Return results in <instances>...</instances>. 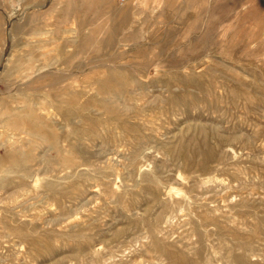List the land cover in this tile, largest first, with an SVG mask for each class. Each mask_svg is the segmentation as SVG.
Masks as SVG:
<instances>
[{"label":"rangeland","instance_id":"1","mask_svg":"<svg viewBox=\"0 0 264 264\" xmlns=\"http://www.w3.org/2000/svg\"><path fill=\"white\" fill-rule=\"evenodd\" d=\"M75 1L0 0V264H264V0Z\"/></svg>","mask_w":264,"mask_h":264},{"label":"bare ground","instance_id":"2","mask_svg":"<svg viewBox=\"0 0 264 264\" xmlns=\"http://www.w3.org/2000/svg\"><path fill=\"white\" fill-rule=\"evenodd\" d=\"M72 1H74V2H72ZM129 1V0H128ZM69 3H70V1H68ZM76 1L75 0H71V4L72 3H75ZM79 2V1H78ZM77 3V2H76ZM80 4H78V7L77 6H75L76 8H74V7H71L72 9H73V11H74V9H75V12L77 11V12H79V11H81V10H79V9H77V8H79V6H81L82 7V11H83V14L85 15V16H87V18H88V16H90V17H95V16H97L98 14H99V5H97V0H81V2H79ZM66 5H67V3H66ZM75 5H77V4H75ZM101 6V5H100ZM66 8V7H65ZM67 9V8H66ZM79 10V11H78ZM76 12V13H77ZM114 12V11H113ZM119 12V11H118ZM79 13H81V12H79ZM133 13V12H132ZM81 15V14H80ZM137 15V14H136ZM135 16V15H134ZM138 16V15H137ZM83 17V16H82ZM136 18V17H135ZM92 20V19H91ZM127 20V14H125L124 13V15L122 16V21H126ZM75 22V21H74ZM76 24V23H75ZM72 28V27H71ZM73 28H75V27H73ZM67 30H70V29H68L67 28ZM73 30V29H72ZM72 30H70L71 31V33L72 32H77V34H75V35H78V31L77 30H75V31H72ZM80 31V30H79ZM85 31V30H84ZM94 31V30H93ZM67 32V31H66ZM115 32H116V29L113 27V28H110L108 31H107V35H106V39H104L103 40V44H106V45H109L110 47H114L115 45H116V41H115ZM132 32V31H131ZM68 33L69 34H71L69 31H68ZM92 33V32H91ZM134 33V32H133ZM73 34V33H72ZM94 34V33H93ZM135 34V33H134ZM97 35V34H96ZM71 36V35H70ZM79 36V35H78ZM68 37V36H67ZM66 38V37H65ZM95 38H97V37H95ZM67 39L68 38H66V40L65 41H67ZM137 39V38H136ZM94 40H96V39H94ZM93 40V41H94ZM89 42H92V37H91V35H90V33H89V35H83V37L80 39V45L81 46H85L86 44L88 45L89 44ZM92 43H95V42H92ZM136 43V42H135ZM140 44V43H139ZM95 46V45H94ZM141 48V47H140ZM98 49V48H97ZM137 49H139V47L137 48ZM94 50V49H93ZM104 63V62H103ZM106 63V62H105ZM39 68H38V70L37 71H35V75L34 76H32L30 79H28L27 81H22L21 83H20V86H22L24 89H25V87L28 89V88H30L31 87V84L35 81H37V80H40L41 78H43L44 76H46V75H52V74H50V72H45V73H39ZM116 74V73H115ZM45 78V77H44ZM53 78V77H52ZM55 78V77H54ZM118 79V77H114V78H112V79H107V80H103V81H101L100 82V84H99V91L100 92H102V93H106V94H111L113 91H114V84H115V79ZM120 78V77H119ZM20 79V78H19ZM13 80H14V78H13ZM42 80V79H41ZM53 80V83L56 81L55 79H52ZM34 82V83H35ZM38 82V81H37ZM52 83V84H53ZM22 84V85H21ZM14 85V84H13ZM16 85V84H15ZM68 85V84H67ZM33 86V85H32ZM50 87H52L51 85H49ZM54 86V85H53ZM69 86V85H68ZM49 87V88H50ZM71 87V86H70ZM33 88V87H32ZM54 88V87H53ZM65 89H66V87H65ZM64 89V90H65ZM75 89V88H74ZM54 90H55V88H54ZM61 91V90H60ZM57 92V91H56ZM76 93V92H75ZM114 93V92H113ZM3 94V93H2ZM77 94V93H76ZM105 95V94H104ZM104 95H102V96H104ZM74 96V95H73ZM73 96L71 95L70 96V94H69V97H68V99H67V97H66V100L69 102H73ZM114 96H117L116 94L114 95ZM114 96H112V97H114ZM101 97V96H100ZM93 98V97H92ZM103 98H105V97H103ZM119 98V97H118ZM99 99V98H98ZM117 99V98H116ZM20 100V99H19ZM110 100V99H109ZM108 100V101H109ZM88 101H89V99H88ZM20 102V101H19ZM69 102V103H70ZM92 102H93V99H92ZM94 102H96L95 100H94ZM24 103H25V101H24ZM73 103H76L75 101L73 102ZM85 103H86V101H85ZM22 104V103H21ZM71 104V103H70ZM79 104V103H78ZM90 104H91V102H90ZM108 104V103H107ZM24 105V104H23ZM86 105V104H85ZM98 105H99V103H98ZM98 105H96L97 107H100V106H98ZM101 105V104H100ZM88 106H89V104H88ZM102 106V105H101ZM5 107V106H4ZM26 107V106H25ZM82 107V106H81ZM83 107H85V106H83ZM108 107H110V106H108ZM86 108V107H85ZM103 108V107H102ZM112 108V107H111ZM114 108V107H113ZM2 109V108H1ZM23 108H21V110H22ZM119 109V108H118ZM118 109H116L115 111H117ZM20 110V109H19ZM18 109H17V111H19ZM20 110V111H21ZM34 110H35V108H34ZM34 110H31V111H27V112H24V111H21V112H24V114L23 113H21V114H18V118H19V120H21L24 124H26L27 126L26 127H28L32 132H35L36 134H41V133H43V134H47V137H48V140H50L51 142H54V136H53V132L52 131H49V133H46V131H45V129H44V127H43V125L40 123L41 122V118H39L41 115H38V114H41L39 111H38V114H37V112H34ZM115 111H112V112H115ZM5 112V111H4ZM3 112V113H4ZM1 114V113H0ZM114 114V113H113ZM1 117H2V115H1ZM12 117V116H11ZM17 119V118H16ZM5 121V120H4ZM20 121V122H21ZM14 122V121H13ZM16 122H18V120H16ZM3 123V122H2ZM5 123V122H4ZM11 123V122H10ZM12 125H15V123H11ZM10 124V125H11ZM23 124V125H24ZM93 124V123H92ZM96 124V123H95ZM2 125V124H1ZM8 125V124H7ZM46 125H49V124H46ZM19 125H17L16 124V128H19L18 127ZM21 126V125H20ZM11 127V129H12V126H10ZM21 127H23V126H21ZM8 128V127H7ZM14 128V127H13ZM7 131V130H6ZM21 131H27V130H23V129H21ZM130 131V130H129ZM20 132V131H19ZM9 134V133H8ZM9 137V136H8ZM33 139V138H32ZM38 139V138H37ZM35 140H36V138H35ZM12 141V140H11ZM29 142V141H28ZM15 143V142H14ZM13 143V144H14ZM31 143V142H30ZM35 143V142H34ZM9 144H10V142H9ZM23 144V143H22ZM24 145V144H23ZM52 145V144H51ZM6 146V145H5ZM20 146V144L18 145V147ZM25 146H27L26 144H25ZM11 146H9V148H10ZM15 148V147H14ZM7 149V148H6ZM12 150V149H11ZM6 151V150H5ZM8 152V151H7ZM11 152V151H10ZM14 152V151H13ZM14 157L15 156H12V155H9L8 156V158L9 159H11V160H13L14 159ZM64 157V156H63ZM3 158V157H2ZM7 158V157H6ZM6 158H5V160H6ZM4 159V158H3ZM18 159V158H17ZM14 161H16V159L14 160ZM65 163H66V165H67V163H70L72 160L70 159V158H64V160H63ZM2 162V161H1ZM7 162V161H6ZM63 163V162H62ZM2 166V165H1ZM39 245V244H38ZM42 247V246H41Z\"/></svg>","mask_w":264,"mask_h":264}]
</instances>
